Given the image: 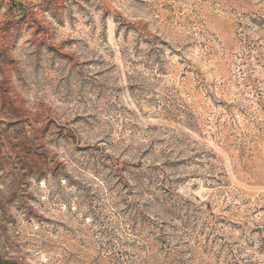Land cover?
I'll list each match as a JSON object with an SVG mask.
<instances>
[{
	"label": "rangeland",
	"instance_id": "1",
	"mask_svg": "<svg viewBox=\"0 0 264 264\" xmlns=\"http://www.w3.org/2000/svg\"><path fill=\"white\" fill-rule=\"evenodd\" d=\"M0 264H264V0H0Z\"/></svg>",
	"mask_w": 264,
	"mask_h": 264
}]
</instances>
